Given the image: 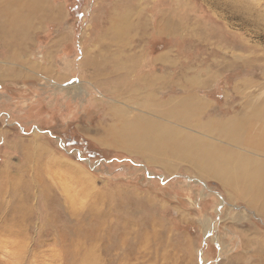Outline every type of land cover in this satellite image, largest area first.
Here are the masks:
<instances>
[{
  "label": "rangeland",
  "instance_id": "rangeland-1",
  "mask_svg": "<svg viewBox=\"0 0 264 264\" xmlns=\"http://www.w3.org/2000/svg\"><path fill=\"white\" fill-rule=\"evenodd\" d=\"M50 1L63 14L47 12L20 59L42 72L0 79V264H262L242 243L254 249L264 217L190 159L228 149L218 123L180 137L178 105H156L112 135L124 124L82 61L117 52L123 78L149 65L156 100L196 92L211 101L199 118L230 115L264 97V0Z\"/></svg>",
  "mask_w": 264,
  "mask_h": 264
},
{
  "label": "crops",
  "instance_id": "crops-1",
  "mask_svg": "<svg viewBox=\"0 0 264 264\" xmlns=\"http://www.w3.org/2000/svg\"><path fill=\"white\" fill-rule=\"evenodd\" d=\"M50 2V0H0V79L2 77H5V80H12L13 77L20 79L23 75L27 77L29 74L31 77L42 72L41 65L43 64H37L33 61L34 64L28 67L25 62L22 64L20 59L23 60V57L26 56L27 46L32 42L34 35L36 36L41 32L44 17L49 16L47 12L51 18L54 17L55 10L58 14L59 10L63 14V6L52 5ZM95 52L98 55L94 57L90 56L91 51L84 52L82 62L83 66L85 65L88 69L93 67L94 74L98 76L99 101H103V104L112 101L107 113L117 115L119 124L120 122L124 124L118 130L117 128H110L109 132L112 135L115 130L121 133L126 132L128 125L132 127V131L135 130L136 120L145 117L150 118L149 116L153 112L155 113L154 107L156 105L162 106L163 110H165L166 104L178 105L177 118L174 114H170V116L178 122L176 126L180 137L185 136L186 133L180 129L187 125L202 128L204 126L202 122L211 123L212 126L218 123L216 131L220 132L218 137L221 138L220 144L226 142L231 148L221 149L222 151L218 152L214 150L216 148L215 143L208 145L212 151L204 153L201 163L204 168L201 169H199L200 162L196 156L198 154L196 148L198 147H195V156L190 159H194L195 163L198 164L195 167L200 174L218 180L221 185L227 187V196L233 202H239L247 209L252 210L255 217H264V97L246 100L240 109H236L230 115L220 117L216 114H205V119L203 116L199 118L204 113L203 111L211 106L209 104L211 101H208V98L199 96L196 92H189L156 100L157 90L151 88V85H155L154 77L149 81V65L148 67L142 66L143 69H146V77L142 75L143 73L141 76L139 75L138 69L140 70V67L135 62V65L130 66V71L126 72L128 75L123 78L117 74L123 65L120 61H116L117 52L113 53L114 56L109 57V61L106 51L98 50ZM134 72L135 75H133ZM193 83L196 82L193 81ZM117 99L122 100L121 103L125 105L122 107L127 108L118 106L116 104ZM189 105L192 110L187 111ZM132 106H137L135 109L138 113L134 114L131 111ZM144 106H151L152 112H147ZM139 107L142 109L140 110ZM161 108L157 109L160 110ZM187 113L190 114L187 115ZM159 114L157 120L161 121ZM151 119L152 121L156 120L152 116ZM179 144L181 147L187 146L186 141H180ZM196 146L202 148L204 144L196 143ZM183 153V150L179 151L180 155ZM187 153L191 154V151L188 150ZM180 158L182 157L180 156ZM246 231L249 233L250 229L247 228ZM251 233L255 235L252 241L254 249L247 252L252 246L251 239L243 241L242 245L246 248L243 257L250 259L252 256V262L256 263L259 260L260 263L264 264V229H253ZM233 260L235 261V259ZM244 262L243 264H246V261Z\"/></svg>",
  "mask_w": 264,
  "mask_h": 264
}]
</instances>
